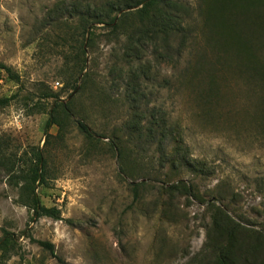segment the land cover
<instances>
[{
    "label": "rangeland",
    "instance_id": "obj_1",
    "mask_svg": "<svg viewBox=\"0 0 264 264\" xmlns=\"http://www.w3.org/2000/svg\"><path fill=\"white\" fill-rule=\"evenodd\" d=\"M110 1L0 0V63L19 77L0 71V98L17 95L0 109V264H213L218 226L249 246L238 264H260L264 0H165L179 7L169 47L150 30L136 44L133 31L96 26L80 63L77 21L66 30L64 17ZM68 104L48 138L51 107ZM152 117L173 133L163 148L129 130ZM38 150L46 174L35 193L55 218L34 219L12 179ZM184 153L197 172L180 167Z\"/></svg>",
    "mask_w": 264,
    "mask_h": 264
},
{
    "label": "trees",
    "instance_id": "obj_2",
    "mask_svg": "<svg viewBox=\"0 0 264 264\" xmlns=\"http://www.w3.org/2000/svg\"><path fill=\"white\" fill-rule=\"evenodd\" d=\"M132 9L134 11L130 12L129 10ZM125 11L129 12L124 13ZM178 12L179 7L175 3L165 0H136L133 3L126 2V0H123V2L112 0L104 3V5H100V8L93 7L92 5L79 6L74 4L72 5L70 12H67V17L64 18L66 30L69 29L66 22L71 23L73 20L77 21L76 27L74 28L75 34L71 40L73 42V48L77 51L74 54L75 59L80 63H85L84 60L82 61V59H80V54L83 55L85 52V45L89 46L91 43V39L87 40L86 36L92 34L91 30L93 27L103 26L107 28L115 38L123 33H127V31H133V34L135 33L133 36L136 37V44H140L143 38L146 39L147 32L150 30L152 31V35L149 38L150 40L155 42L161 40L162 43H165L166 46L169 47L170 36L172 35V37H174L176 35L173 28H177L178 26ZM114 14L119 15V18H111ZM222 27L225 28L223 25ZM78 32L79 34H77ZM178 51L179 49H177V52ZM0 71L4 72L7 78L11 81L16 84L19 83V77L14 74L9 67L0 63ZM16 96L17 95L8 98H0V109L7 107L17 98ZM43 98L55 99L56 103L59 99V97L52 95L50 92L45 94ZM57 106L58 105H53V107H51V110L48 113V119L45 123L44 132L45 136L48 138V131L53 125H57V120L60 117H66L73 112V109H70L71 104H68L66 107L62 106V108H60L61 112L57 111L59 109ZM56 112L60 114H56ZM151 121L152 122L148 121L145 125H141L140 123L138 128L135 126L129 128V130L134 131L136 134L139 133L140 139L146 140L150 145L156 142L159 148H163V142H168L169 138L173 137V133H171V129L166 126V121L157 122L154 117H152ZM78 128L87 138L92 137L89 128L83 123L79 122ZM130 135L131 132L129 136ZM175 143L179 147H176ZM172 144L175 145L176 150L181 148V143L175 142L174 139ZM114 149H117V146H114ZM178 152L173 155H178ZM118 153L121 156V152L118 151ZM180 160V167L187 168L192 173L197 172L195 162L190 161L186 153H184V157ZM45 174L46 161L43 157V152L38 150L33 153L32 160L26 171L19 170L16 175H12L15 186L19 187V201L22 206L32 212L34 219H40L42 217L55 218L57 214L54 209L44 207L35 193L36 187L45 183ZM130 187L133 196L136 199L138 197L140 183H131ZM176 188L175 185H172L169 189L175 190ZM190 191L191 188L189 187L188 192ZM215 229L216 231L214 232L216 239H218V246L216 247L217 255L213 264H238L241 254L246 255L249 253L247 250L249 246L245 245V242L242 241L245 239L236 236V227L225 230V227L218 226ZM258 236L257 239L261 240V246L257 249V252H260L264 246V235ZM7 238L8 233H4V237L0 241V248ZM37 244L53 255V246L50 243L37 241ZM55 259L58 262H61L59 258L55 257ZM245 262H247L246 259ZM260 264H264V260Z\"/></svg>",
    "mask_w": 264,
    "mask_h": 264
},
{
    "label": "built area",
    "instance_id": "obj_3",
    "mask_svg": "<svg viewBox=\"0 0 264 264\" xmlns=\"http://www.w3.org/2000/svg\"><path fill=\"white\" fill-rule=\"evenodd\" d=\"M58 85H59V84H58V83H56V85H55V87H54V88H56Z\"/></svg>",
    "mask_w": 264,
    "mask_h": 264
}]
</instances>
